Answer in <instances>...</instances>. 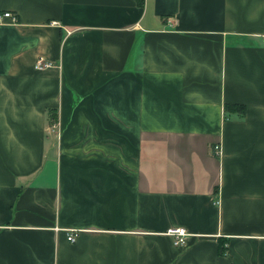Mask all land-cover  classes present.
I'll return each instance as SVG.
<instances>
[{"label": "crops", "instance_id": "0c3cea01", "mask_svg": "<svg viewBox=\"0 0 264 264\" xmlns=\"http://www.w3.org/2000/svg\"><path fill=\"white\" fill-rule=\"evenodd\" d=\"M3 12L0 264H264V0Z\"/></svg>", "mask_w": 264, "mask_h": 264}, {"label": "built area", "instance_id": "2783aa9c", "mask_svg": "<svg viewBox=\"0 0 264 264\" xmlns=\"http://www.w3.org/2000/svg\"><path fill=\"white\" fill-rule=\"evenodd\" d=\"M0 20H8L9 22L14 23L15 16L9 12H3L0 14ZM261 43L264 44V37L261 38ZM47 67H49V64L41 60H37V62L33 66V68L37 70H40L41 68H47ZM211 152L214 156H217L219 154L218 146L214 145L213 147H211ZM66 231H67L66 239L70 242L73 241L74 236H75V231L73 229H67ZM165 233L169 237H171V241L175 246L183 245L188 235V233H186V231L181 227L170 228Z\"/></svg>", "mask_w": 264, "mask_h": 264}, {"label": "trees", "instance_id": "16d2710c", "mask_svg": "<svg viewBox=\"0 0 264 264\" xmlns=\"http://www.w3.org/2000/svg\"><path fill=\"white\" fill-rule=\"evenodd\" d=\"M136 4L138 6H140L142 4V0H136ZM225 112L228 113H238V114H243V107L241 106H235V105H231V106H224Z\"/></svg>", "mask_w": 264, "mask_h": 264}]
</instances>
